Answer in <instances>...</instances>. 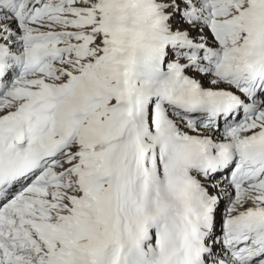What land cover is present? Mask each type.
Listing matches in <instances>:
<instances>
[{"label":"snow or ice","instance_id":"1","mask_svg":"<svg viewBox=\"0 0 264 264\" xmlns=\"http://www.w3.org/2000/svg\"><path fill=\"white\" fill-rule=\"evenodd\" d=\"M0 264H264V0H0Z\"/></svg>","mask_w":264,"mask_h":264}]
</instances>
